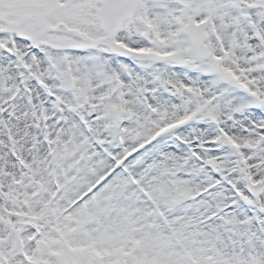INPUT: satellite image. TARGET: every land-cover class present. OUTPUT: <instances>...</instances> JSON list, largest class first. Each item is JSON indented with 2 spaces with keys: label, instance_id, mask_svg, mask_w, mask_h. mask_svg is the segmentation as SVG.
I'll return each mask as SVG.
<instances>
[{
  "label": "snow or ice",
  "instance_id": "1",
  "mask_svg": "<svg viewBox=\"0 0 264 264\" xmlns=\"http://www.w3.org/2000/svg\"><path fill=\"white\" fill-rule=\"evenodd\" d=\"M0 264H264V0H0Z\"/></svg>",
  "mask_w": 264,
  "mask_h": 264
}]
</instances>
